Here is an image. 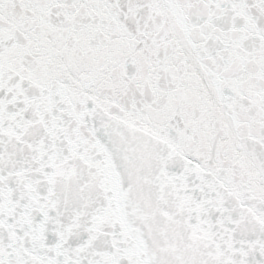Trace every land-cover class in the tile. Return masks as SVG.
Listing matches in <instances>:
<instances>
[{
  "label": "snow or ice",
  "instance_id": "obj_1",
  "mask_svg": "<svg viewBox=\"0 0 264 264\" xmlns=\"http://www.w3.org/2000/svg\"><path fill=\"white\" fill-rule=\"evenodd\" d=\"M0 264H264V0H0Z\"/></svg>",
  "mask_w": 264,
  "mask_h": 264
}]
</instances>
